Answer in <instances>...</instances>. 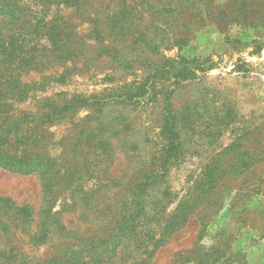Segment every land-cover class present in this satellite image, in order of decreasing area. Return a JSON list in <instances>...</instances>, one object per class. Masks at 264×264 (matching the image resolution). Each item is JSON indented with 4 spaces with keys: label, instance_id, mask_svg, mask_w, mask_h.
<instances>
[{
    "label": "rangeland",
    "instance_id": "rangeland-1",
    "mask_svg": "<svg viewBox=\"0 0 264 264\" xmlns=\"http://www.w3.org/2000/svg\"><path fill=\"white\" fill-rule=\"evenodd\" d=\"M83 3L18 0L20 29L0 0V41L17 27L39 45L29 62L19 41L0 45V87L26 82L34 111L72 102L0 160V264L97 243L106 255L78 264H264V0ZM47 17L68 34L54 56L32 33Z\"/></svg>",
    "mask_w": 264,
    "mask_h": 264
},
{
    "label": "trees",
    "instance_id": "trees-1",
    "mask_svg": "<svg viewBox=\"0 0 264 264\" xmlns=\"http://www.w3.org/2000/svg\"><path fill=\"white\" fill-rule=\"evenodd\" d=\"M8 4L13 5V7H15L14 5L17 6V9L20 11L19 15L16 17V23L15 25H18L19 22H21L20 25V29L25 27V25H29L32 24V22L29 21H24L21 20L22 19V14L23 12L26 10L25 7H21L19 6V4H17L18 0H6ZM65 1V3L67 4H77L80 6V9L77 10L76 12H82L83 11V0H63V2ZM21 7V8H20ZM85 9V8H84ZM17 10V11H18ZM26 16V15H25ZM57 20H53L52 17H47L46 19L40 20L38 21V25L36 27V29L38 30H34L32 33H38L40 34L41 32V36L37 35V37L39 39H41L42 37H47L49 42L53 43V48H55V45L58 44V47L55 48V50H53L52 55H58L57 53H60V50H58L62 45V43L67 42L68 39V34H66V31H64V28L60 29V25L58 23H56ZM14 27L11 29L13 30ZM17 29V27H16ZM13 31L11 34H7V39H2L0 41V45H3L4 42L9 45L12 42H18L17 47L19 49H21V52H23V59L26 58V60H28V62L32 59H34L36 56L35 54L38 53L39 49H38V44L34 43L35 39H28V36L33 35V34H19L18 30ZM45 31V33H44ZM42 44V43H41ZM50 45V44H49ZM42 46H44V44H42ZM35 56V57H34ZM34 57V58H32ZM60 57H57V61H59ZM22 59V61H23ZM6 60H9V66H8V70H12V72H14V65L15 62L11 63V58H7ZM21 61V62H22ZM27 62V63H28ZM22 64V63H21ZM11 67V68H10ZM21 67H23V65H21ZM36 67V61L33 62L32 64H29L24 68V70L27 71H31V70H35ZM0 77H5L4 78V82L8 83L9 79L6 78V76L4 74L0 75ZM7 87V86H4ZM4 87H0V142H2V148L0 149V155H2L0 157V160H4L3 156L4 153H6L7 148L11 145L14 144L15 139H16V135L19 133L22 136H24V134H27V131L29 130H36V133H32L34 135L39 136V139L43 136L41 135L40 131L41 128H43L44 126H50L53 125L52 122L50 120V116L52 114H62L65 113L66 111H68L71 108V103H66L64 105H53L50 104L47 107H43V108H37V110H32L31 108H27V107H21L20 103L22 102L21 99L22 97H27L28 96V91L30 90V85H28L26 82H22L19 84L18 88L15 87H10L9 90H7L6 88L4 89ZM12 93L13 96H16V98L13 100V102L11 101H5L3 98H1L2 96H4L5 94H9ZM146 93L143 92L142 95H144ZM177 117V113L168 110V112H166L164 114V129H163V134H164V138H166L169 142H168V146L165 148L166 152H171L173 150H175L176 148H179V144L176 140V131H175V125H176V119ZM56 119V118H55ZM54 119V120H55ZM30 121H33V123L31 124ZM45 128V127H44ZM33 132V131H32ZM32 134L29 135L28 137V143L26 144V147L28 149V145L31 143L32 141ZM37 140V139H36ZM39 142V141H38ZM24 143V142H23ZM21 149V152H26L27 149L24 148V146ZM27 160H24L22 164V166L25 165ZM21 169H27V168H21ZM28 172H30V170H26ZM142 185H145V182L141 183V187ZM9 200L6 199L5 202L3 203L5 205V203H7ZM30 208L28 206L25 207V211H28ZM201 224H203V226L205 225V222H201ZM106 247H108V245L104 244V243H97V244H92L90 247H81L80 249H74L71 248L70 249V256L67 260H62L61 264H78L82 262V254L83 253H89L91 257H93L92 255L97 254V256H105L106 255ZM81 254V255H80ZM97 260V259H95ZM94 260V261H95ZM42 264H51L50 261L44 262Z\"/></svg>",
    "mask_w": 264,
    "mask_h": 264
}]
</instances>
